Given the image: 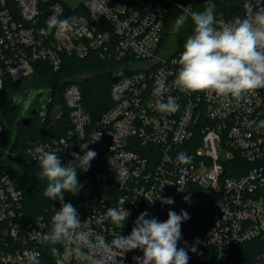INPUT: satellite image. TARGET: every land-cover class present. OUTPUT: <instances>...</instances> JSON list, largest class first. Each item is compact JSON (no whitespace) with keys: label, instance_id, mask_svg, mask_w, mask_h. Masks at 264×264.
Listing matches in <instances>:
<instances>
[{"label":"built area","instance_id":"built-area-1","mask_svg":"<svg viewBox=\"0 0 264 264\" xmlns=\"http://www.w3.org/2000/svg\"><path fill=\"white\" fill-rule=\"evenodd\" d=\"M212 2L228 8L229 14L216 16L228 22L264 7V0ZM184 8L183 0H83L76 7L65 0H0V96L6 79L32 75L38 61L58 70L65 56L84 58L91 48L102 59L118 60V69L128 72L112 85L120 99L95 115L84 99L81 80L86 74L78 75L63 92L69 125L59 137L32 142L29 156L36 161L30 152L36 144L55 151L63 165L73 159L71 153L83 155V143L97 152L89 171L100 187L87 195L64 197L78 210L84 229L94 235L108 240L127 236L144 211L163 222L169 210H186L190 219L182 222L177 247L187 242L190 248L198 241L197 252L189 251L188 264H201L200 248L211 247L219 257H228L249 241L258 244L257 257L242 264H264V128L246 126L247 121L264 119V89L238 108L221 105L215 95L174 89L169 94L176 97L178 111L155 109V81L163 74L171 84L178 68L173 61L183 51L180 47L166 52V22L173 11ZM53 12L62 19L75 16L76 23L62 32L42 34ZM63 113L56 105L52 117L59 120ZM3 133L0 115V264H26L30 251L39 252L40 264H81L64 255L62 246H56L61 255L54 256L51 246L41 243L61 204L57 200L37 215L26 211L23 191L8 169L17 154L4 146ZM180 152L192 162L181 164ZM122 167L128 175L118 180L116 170ZM159 194L173 198L174 204H150L147 199ZM122 206L130 213L122 229L91 219ZM142 255L139 249L119 253L115 264H135L133 257Z\"/></svg>","mask_w":264,"mask_h":264},{"label":"clouds","instance_id":"clouds-1","mask_svg":"<svg viewBox=\"0 0 264 264\" xmlns=\"http://www.w3.org/2000/svg\"><path fill=\"white\" fill-rule=\"evenodd\" d=\"M215 9V3L209 0L202 11L185 7L183 14L176 18L175 29L179 30L190 21L192 34L187 37L179 58L173 61L178 68L171 84L163 74L155 81L152 96L156 98L155 109L160 113L178 111L180 105L176 97L169 94L174 89L185 94L215 95L221 105L235 108L243 102H250L253 93L264 89V7L230 22L218 21ZM75 23V16L62 19L53 12L46 20V29L41 32L45 35L54 29L62 32ZM114 99L119 100V95H114ZM246 126L259 131L264 128V119L247 121ZM80 151L83 155L73 152V159L63 165L60 155L48 150L44 144H36L30 149L37 161L38 176L46 182L43 195L61 204L59 210L54 209L49 230L41 239L42 244L51 246L52 255H61L56 247L60 245L64 248V255L72 256L81 264H115L117 254L139 249L143 255L133 257L135 264H188L189 251L197 252L198 241L190 248L187 242L184 247H177L182 239V222L190 219L186 210L179 213L169 210L168 218L163 222L150 217L148 211L141 212L129 235L119 234L111 240L84 229L78 210L64 199L65 192L73 196L80 192L83 185L78 179V171H89L97 156L95 150L89 149L88 143L81 144ZM177 160L188 165L192 157L180 152ZM116 171L118 180L128 175L127 168ZM184 199L189 201L190 197ZM147 200L150 204L156 200L162 205L174 204L173 198L160 194L156 199ZM129 215L123 206L109 207L104 214L91 219H95L98 225L110 221L122 229ZM39 255L37 251L26 253V264H40Z\"/></svg>","mask_w":264,"mask_h":264},{"label":"trees","instance_id":"trees-1","mask_svg":"<svg viewBox=\"0 0 264 264\" xmlns=\"http://www.w3.org/2000/svg\"><path fill=\"white\" fill-rule=\"evenodd\" d=\"M208 2L209 0H183L184 6L192 4L193 8H196L198 5L201 11ZM215 5L216 16L230 13L224 5L217 2ZM173 13L175 12L173 11ZM167 37V32H165L164 42ZM118 63L119 61L116 59H102L98 50L91 48L84 58L65 56L64 63L58 70H54L47 62L38 61L32 75L16 81L6 79L0 96V115L4 124V146L11 153L17 154L11 160L8 169L23 191L24 205L28 213L37 215L46 209H51L53 203L56 202L43 195L46 182L38 176L39 168L37 162L29 156L28 146L34 141L50 140L63 134L69 125L63 92L66 86L80 74H86L81 80L84 99L86 106L95 115L101 114L115 103L112 85L128 75L125 70L118 69ZM45 91L55 94L54 104L63 108V116L59 120H54L52 115L46 114L43 119L37 118L30 126L22 125V106L17 98H27ZM78 179L83 185L80 192L86 195L100 187L92 171H78ZM71 195L67 192L64 193V197ZM257 245L254 241L242 243L228 257H219L211 247L200 248L201 264H242L255 261L258 252Z\"/></svg>","mask_w":264,"mask_h":264},{"label":"rangeland","instance_id":"rangeland-1","mask_svg":"<svg viewBox=\"0 0 264 264\" xmlns=\"http://www.w3.org/2000/svg\"><path fill=\"white\" fill-rule=\"evenodd\" d=\"M65 1L68 2L72 7H76L80 5L83 0H65ZM189 6L192 8V10L201 11L198 5L196 6V8H193L192 4H190ZM183 11H176L170 17V20L167 23L166 32L168 37L166 41V52L168 53L180 47H183L187 37L192 34V24L190 21L186 23L183 27H181L179 30L175 29V20L179 15L183 14ZM29 98L30 97H27L24 103L28 102ZM17 100L18 102H20V104L22 103V100L20 98H17ZM54 113L55 115H57L58 111L56 110Z\"/></svg>","mask_w":264,"mask_h":264},{"label":"flooded vegetation","instance_id":"flooded-vegetation-1","mask_svg":"<svg viewBox=\"0 0 264 264\" xmlns=\"http://www.w3.org/2000/svg\"><path fill=\"white\" fill-rule=\"evenodd\" d=\"M20 99L22 100L21 122L23 119L30 117L31 121L29 126L42 114L52 115L53 109L56 106L54 104L55 94L51 93L50 91L33 95L26 103H24L26 98L20 97Z\"/></svg>","mask_w":264,"mask_h":264},{"label":"water","instance_id":"water-1","mask_svg":"<svg viewBox=\"0 0 264 264\" xmlns=\"http://www.w3.org/2000/svg\"><path fill=\"white\" fill-rule=\"evenodd\" d=\"M30 121H31V118L28 117V118L23 119L22 122H21V124L22 125H25V126H29Z\"/></svg>","mask_w":264,"mask_h":264}]
</instances>
